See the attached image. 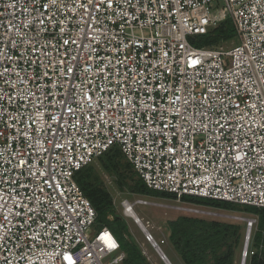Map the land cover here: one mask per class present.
Segmentation results:
<instances>
[{
    "label": "built area",
    "instance_id": "1",
    "mask_svg": "<svg viewBox=\"0 0 264 264\" xmlns=\"http://www.w3.org/2000/svg\"><path fill=\"white\" fill-rule=\"evenodd\" d=\"M94 3L0 0V98L6 104L0 112V161L27 153L32 157L27 163L45 174L33 182L27 169L16 168L15 159L11 168L0 165V175L7 172L0 196L10 192L20 201H8L15 215L0 207V223L5 215L11 221L0 264L5 259L8 264H66L61 254H71L76 264L124 262L112 232L94 229L97 212L75 180L113 147L149 189L172 194L178 203L196 197L264 209V109L253 107L264 102V0ZM226 20L236 31L232 48H198L189 41ZM208 89L216 110L204 127L200 101ZM101 95L104 103L116 101L114 107L86 119L92 113L89 105L97 107ZM125 98L134 103L136 115L121 108ZM101 118L109 123L97 124ZM81 122L90 130L76 131L73 125L78 128ZM53 137L60 146L46 152L56 142ZM173 146L176 151L169 152ZM54 184L58 187L50 199ZM36 185L43 189V195L35 192L43 206L26 199L33 197ZM136 205L146 203H122L124 213L130 210L138 217L132 220L144 232L140 248L147 264L155 262L146 244L162 263L171 264L161 248L165 242L140 228ZM181 211L205 215L191 206ZM239 219L250 243L257 221ZM6 234L0 228V237ZM253 254L248 249L243 258Z\"/></svg>",
    "mask_w": 264,
    "mask_h": 264
},
{
    "label": "trees",
    "instance_id": "2",
    "mask_svg": "<svg viewBox=\"0 0 264 264\" xmlns=\"http://www.w3.org/2000/svg\"><path fill=\"white\" fill-rule=\"evenodd\" d=\"M203 37L207 48L220 47L234 39L237 41L236 31L230 20L222 22ZM97 160L102 169L113 177L120 190H128L133 195L145 198L176 201L172 194L149 189L118 147L111 148ZM75 180L97 212L96 225L99 228L107 227L120 243L121 250L126 255L122 264H147L140 246L131 238L126 219L116 210L111 193L93 166L78 172ZM182 201L186 206L257 216L258 223L250 244V250L254 254L248 264H264V209L196 197H184ZM167 229L168 240L184 264H235L246 236L245 224L243 227L239 222L220 221L205 215L187 213L168 221Z\"/></svg>",
    "mask_w": 264,
    "mask_h": 264
},
{
    "label": "rangeland",
    "instance_id": "3",
    "mask_svg": "<svg viewBox=\"0 0 264 264\" xmlns=\"http://www.w3.org/2000/svg\"><path fill=\"white\" fill-rule=\"evenodd\" d=\"M189 41L198 48L205 47L206 40L203 36H192L189 37ZM237 41L234 39L229 42H225L221 44L220 47L229 49L232 48ZM230 62V60H229ZM92 166L95 170V172L101 176L103 182L105 183L107 189L111 193L114 205L116 210L126 219V222L129 227V232L131 235V238L141 247L142 244H145V238H144V232L139 229L138 226H136L131 218L126 217L124 213V208L122 206V203L125 201H129L131 204H135L138 201H144L146 205H136L135 206V212L136 214L142 219L145 227L147 230L155 237L156 241L158 243L165 242L164 244L161 243L162 251L166 254L171 264H184L181 257L177 254V252L174 250L172 245L170 244L168 240V229H167V223L170 220L175 219L177 216L182 215L181 208L186 206V204L178 203L177 201H171V200H159L155 198H145L140 197L137 195L131 194L128 190L123 191L120 190L113 177L108 175L106 173L101 165L99 164L98 160H95L92 163ZM189 206V205H187ZM198 208V210H203L202 214H205V216L213 217L215 220L220 221H226V222H239L244 227V222L240 220L239 218H251L256 219V226L258 223V217L255 215H247V214H240V213H224L222 211L214 210V209H204L203 207H195ZM99 229V227L96 225L94 229ZM254 230V229H253ZM253 237V231L251 233V239L249 243V249L250 244L252 242ZM245 243V239L243 241ZM146 248L148 249L150 255H152V259L154 260V264H164L162 263L156 253L153 251V249L146 244ZM244 249V244L242 245L241 249L238 251L235 264H242L241 258H242V252ZM250 258L247 259V264L249 263ZM169 264V262H168Z\"/></svg>",
    "mask_w": 264,
    "mask_h": 264
},
{
    "label": "snow or ice",
    "instance_id": "4",
    "mask_svg": "<svg viewBox=\"0 0 264 264\" xmlns=\"http://www.w3.org/2000/svg\"><path fill=\"white\" fill-rule=\"evenodd\" d=\"M99 2H100V0H96V3L93 4V7H97L99 5ZM106 6L107 7H111L112 6V0H106ZM161 7H163V4H161ZM42 22L43 21L41 20V23ZM9 42H11V41H9ZM66 43H67V41H65V44ZM5 59L7 60L8 57H5ZM37 62L38 63L40 62L38 58H37ZM192 63L194 64V63H196V61H193ZM5 71H7V68L5 69ZM25 75H27V73H25ZM0 78H3V73H0ZM137 82H139V81H137ZM101 91H103V90H101ZM145 91H147L146 88H145ZM211 91H212L211 89H208L206 91V94L204 95V97L200 101V103L202 104V106L205 109L203 112L200 113V116L202 117L201 123H202V125L204 127H207V124H204L203 121L210 119L209 113L214 112L216 110L215 108L212 107L211 102L209 100V96L207 94V93H210ZM5 95H7V91L6 90H5ZM32 95H35V94L33 93ZM176 99L179 100V99H181V97L177 96ZM257 99H259V97H257ZM7 100L9 102H11L13 100V97L11 95H7ZM103 100H104V98L101 95V96H99L97 98V101H96V103L98 105L97 107L93 108L91 104L89 105V107L92 109V113L86 119H90L91 115H94L95 112H100L102 110L103 111H110L114 107V105L116 103V101L111 100V99H109V101L107 103H104ZM89 101H91V97H89ZM184 102L187 104L188 100L185 99ZM174 104H175V101H173V105H171V106H174ZM120 105H121V108L123 109L124 112H131L133 115H136L137 109L135 108L134 103H131L127 98L121 100L120 101ZM221 106L222 105H217L216 107H221ZM253 107H255L257 111H261L262 109H264V102H262L259 107H257L256 105H253ZM5 108H6V104L4 103L3 99L0 98V112L4 111ZM147 110L149 112L153 111L152 106L151 105H147ZM69 111H71V109H69ZM160 112H161L160 118H161V120H163L164 119V110L161 109ZM10 118L11 119H15V117H10ZM120 122L121 123L124 122V118L123 117H121ZM57 123H59V122H57ZM99 123L108 124L109 121L108 120H104V119L101 118V119L97 120V124H99ZM216 123L222 129L226 127L224 124H221L219 122V120H217ZM167 127H168V125L165 124L164 128H167ZM242 127H243V125H242ZM73 128L76 131H81V129H83L84 131H89L90 130L88 128V125L86 123H84V122H81L78 128L76 127V125H73ZM163 130H164L163 128L160 129V135L161 136L163 135ZM113 134H115V133H113ZM52 139H55L56 142L53 143L51 149H45L46 152H51L52 150H54L55 148L60 146L59 145V141H58V139H56V137H53ZM175 151H176V149H175L174 146L169 148V152L174 153ZM181 154H183V153H181ZM0 155H2V154H0ZM12 159L16 160V168L17 169H27L28 174L34 177V181L33 182H35V179H38L40 176L45 175L44 173L37 172L33 168V166L31 164L27 163V161L32 160V157L30 155H28L27 153H15L14 155L10 154L9 160L8 161H0V165H2L3 163H8L9 168H11V160ZM236 159L240 160L241 157L237 156ZM20 174L23 175L24 173L21 172ZM6 175H7V172H5L4 175H0V183H5L6 182L5 181V176ZM51 178H52L51 175L47 176V178L45 179V184H47L48 180L51 179ZM57 187H58V185H55V184L51 185L52 194H50V196H49L50 199L54 197V194L56 192V188ZM37 189H39V185H36V188L31 189V191H33V193H34L33 197L26 198V199L32 200L34 202V204H41L43 206L44 202L39 200V199H37L35 197V192H36ZM39 191L41 192L42 195L44 194L43 193V189H39ZM5 197H7V199ZM9 200H12V204L13 205H16V204L20 203V201H17V200L12 198V194L10 192H6L5 196H0V201H2V204H0V207L8 208L9 215H15V213L12 212V209H11V207L8 204ZM29 211H31V209H29ZM10 224H11V221H9L8 220V216L5 215L3 217V222L0 223V228H4L6 230V232H7V234L4 235L3 237H0V240L3 241V243L0 244V247H5L6 248L8 242H9V240L11 238V233L7 231L9 229ZM61 255H62L63 261H66V264H76V260L73 258V256L71 254H61ZM3 264H8V260L5 259Z\"/></svg>",
    "mask_w": 264,
    "mask_h": 264
},
{
    "label": "bare ground",
    "instance_id": "5",
    "mask_svg": "<svg viewBox=\"0 0 264 264\" xmlns=\"http://www.w3.org/2000/svg\"><path fill=\"white\" fill-rule=\"evenodd\" d=\"M126 217H128V218H131V219H133V218H138L134 213H132V212H130V210H127L126 211ZM139 226H140V228L142 229V230H146V227H145V225L142 223V222H139ZM249 249V242H248V244H247V249H243V252H245V250H248ZM243 252H242V258H241V261H242V264H246V261H247V259H244L243 257Z\"/></svg>",
    "mask_w": 264,
    "mask_h": 264
},
{
    "label": "water",
    "instance_id": "6",
    "mask_svg": "<svg viewBox=\"0 0 264 264\" xmlns=\"http://www.w3.org/2000/svg\"><path fill=\"white\" fill-rule=\"evenodd\" d=\"M248 239H249V233L247 232L245 237L244 249H247ZM244 255H246V250L245 252H243V256Z\"/></svg>",
    "mask_w": 264,
    "mask_h": 264
},
{
    "label": "clouds",
    "instance_id": "7",
    "mask_svg": "<svg viewBox=\"0 0 264 264\" xmlns=\"http://www.w3.org/2000/svg\"><path fill=\"white\" fill-rule=\"evenodd\" d=\"M246 237V236H245ZM171 263V262H170Z\"/></svg>",
    "mask_w": 264,
    "mask_h": 264
}]
</instances>
